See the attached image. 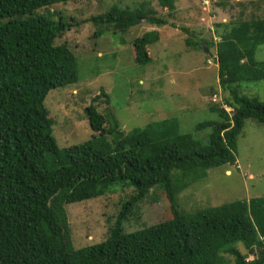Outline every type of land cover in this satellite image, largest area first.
Returning <instances> with one entry per match:
<instances>
[{
	"label": "trees",
	"instance_id": "1",
	"mask_svg": "<svg viewBox=\"0 0 264 264\" xmlns=\"http://www.w3.org/2000/svg\"><path fill=\"white\" fill-rule=\"evenodd\" d=\"M71 1L78 0H0V264H264V197L190 215L177 202L209 170L236 164L246 121L264 124V101L238 88L264 80V62L256 59L264 19L253 14L247 20L241 12L235 22L215 25L219 41L193 33L186 41L189 50L214 55L218 66V85L205 89L206 108L218 120L192 129L194 135L209 129L206 142L181 133L176 118L124 132L106 112L110 101L102 90L84 109L91 138L74 144L69 139L61 148L54 126L65 134L72 128L54 120L46 99L79 81L78 56L58 43L79 24L48 9ZM157 1L173 15L176 0ZM132 7H114L84 22L99 27L96 36L106 28L126 33L144 22L176 28L155 15L150 2ZM161 36L153 30L134 40L136 64L152 63L150 47ZM120 190L125 196L107 239L77 248L68 211L77 207L68 206L95 199L109 204V195ZM164 197L170 219L152 225L143 219L146 227L125 232L124 223L141 203L151 198L156 206Z\"/></svg>",
	"mask_w": 264,
	"mask_h": 264
},
{
	"label": "rangeland",
	"instance_id": "2",
	"mask_svg": "<svg viewBox=\"0 0 264 264\" xmlns=\"http://www.w3.org/2000/svg\"><path fill=\"white\" fill-rule=\"evenodd\" d=\"M142 1L150 2L156 10L155 15L167 18L176 28L167 25L158 29L144 22L126 33L106 28L105 33L96 36L99 27L84 22L114 7L134 8L132 6ZM223 2L226 8L219 6ZM175 5L172 16L157 0H78L48 9L57 17L79 24L58 39V43H67L78 56L79 81L69 88L53 90L46 99V107L54 120L72 128L65 134L61 127L54 126V137L61 148L69 139L74 144V141L84 142L91 138L92 130L84 109L102 90L110 101L109 106L104 107L106 112L112 113L124 132L176 118L181 133L193 134L192 129L201 122L218 120L216 114L207 110L206 99L210 95L205 94L206 87L212 88L219 82L214 55L208 59L198 50H189L186 41L193 40L190 33L210 42L219 41L215 25L235 22L241 12L247 20L252 19L253 14L264 19V0H176ZM153 30L161 32L160 42L150 47L152 63L140 66L135 61L133 42ZM256 59L264 62V45L258 49ZM238 88L248 97L264 101V80L241 83ZM221 94L227 96L223 91ZM209 135L207 129L194 136L206 142ZM124 196L120 190L109 195V204L107 200L95 199L68 206L77 207L68 210L77 248L107 239L119 210L117 202ZM255 197H264V124L248 120L238 141L237 164L209 170L208 177L179 194L177 202L179 210L190 215ZM159 200L156 206L151 198L141 203L139 212L124 223L125 232L146 227L143 219L149 220L151 225L170 219L168 199Z\"/></svg>",
	"mask_w": 264,
	"mask_h": 264
},
{
	"label": "water",
	"instance_id": "3",
	"mask_svg": "<svg viewBox=\"0 0 264 264\" xmlns=\"http://www.w3.org/2000/svg\"><path fill=\"white\" fill-rule=\"evenodd\" d=\"M205 52L209 53L208 48L206 45H204Z\"/></svg>",
	"mask_w": 264,
	"mask_h": 264
},
{
	"label": "clouds",
	"instance_id": "4",
	"mask_svg": "<svg viewBox=\"0 0 264 264\" xmlns=\"http://www.w3.org/2000/svg\"><path fill=\"white\" fill-rule=\"evenodd\" d=\"M236 164H237V162H236Z\"/></svg>",
	"mask_w": 264,
	"mask_h": 264
}]
</instances>
